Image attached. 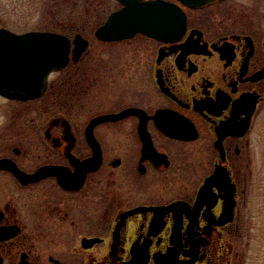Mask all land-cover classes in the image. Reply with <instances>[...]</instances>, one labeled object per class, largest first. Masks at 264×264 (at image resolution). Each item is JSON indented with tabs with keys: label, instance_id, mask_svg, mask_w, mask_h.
I'll use <instances>...</instances> for the list:
<instances>
[{
	"label": "flooded vegetation",
	"instance_id": "flooded-vegetation-1",
	"mask_svg": "<svg viewBox=\"0 0 264 264\" xmlns=\"http://www.w3.org/2000/svg\"><path fill=\"white\" fill-rule=\"evenodd\" d=\"M27 1L0 0V54L46 32L67 60L29 98L3 93L18 76L0 69V264H243L264 0H63L25 28ZM93 57L116 73L94 76Z\"/></svg>",
	"mask_w": 264,
	"mask_h": 264
},
{
	"label": "water",
	"instance_id": "water-1",
	"mask_svg": "<svg viewBox=\"0 0 264 264\" xmlns=\"http://www.w3.org/2000/svg\"><path fill=\"white\" fill-rule=\"evenodd\" d=\"M184 3L194 6L205 3L208 0H182ZM163 8V7H162ZM168 21L171 20L172 9H163ZM142 13L149 16L154 14V9L150 4H145ZM132 18V17H131ZM147 19V17L144 16ZM114 16H110L105 28L109 27L105 37L118 38L111 23ZM154 19V16H153ZM100 35V34H99ZM64 40L61 36L53 33L36 32L26 33L23 41L18 42V49L23 50V54H0V69L6 68V73L18 76V80L12 81L15 85L2 87L1 91L10 97L29 98L38 96L46 86L47 75L50 71L63 66L67 60V54H53L54 51L66 50L62 47ZM79 54H73V58ZM3 61V62H2ZM109 116V115H108ZM107 115L100 118H106ZM127 264H134L130 261ZM169 264H171L169 262Z\"/></svg>",
	"mask_w": 264,
	"mask_h": 264
},
{
	"label": "rangeland",
	"instance_id": "rangeland-1",
	"mask_svg": "<svg viewBox=\"0 0 264 264\" xmlns=\"http://www.w3.org/2000/svg\"><path fill=\"white\" fill-rule=\"evenodd\" d=\"M90 1V0H89ZM31 0L27 1V4ZM81 6L87 4L86 0H81ZM111 7L110 4H108ZM68 5L63 0H37V14L39 21L36 24L34 22H28L27 27H47L51 20L52 14H56L57 18H62L66 12ZM110 61V60H109ZM92 69L91 73L96 76L99 72L108 80L112 74L116 73L113 69H110L113 64H102L98 61V57H93L89 65ZM113 76V75H112ZM53 78V77H52ZM105 80V79H104ZM111 80V79H110ZM98 83H94L92 89L95 91L97 87H100ZM110 84L105 88H110ZM138 97L135 95L126 94L125 96L119 97L116 103H122L124 101H135ZM260 138V139H259ZM259 139V140H258ZM259 141L258 150L254 155V165L252 167V176L250 178L252 187L248 201V213H247V225L248 233L238 237V248H242L244 253L242 263L243 264H264V117L262 127L257 137ZM237 264L238 261H236Z\"/></svg>",
	"mask_w": 264,
	"mask_h": 264
}]
</instances>
